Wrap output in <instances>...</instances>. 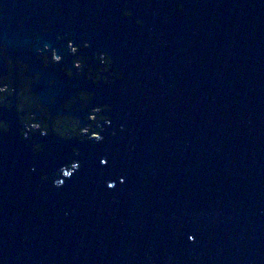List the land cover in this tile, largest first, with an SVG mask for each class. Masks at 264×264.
Returning a JSON list of instances; mask_svg holds the SVG:
<instances>
[{
	"label": "water",
	"instance_id": "1",
	"mask_svg": "<svg viewBox=\"0 0 264 264\" xmlns=\"http://www.w3.org/2000/svg\"><path fill=\"white\" fill-rule=\"evenodd\" d=\"M0 82V264H264V0H0Z\"/></svg>",
	"mask_w": 264,
	"mask_h": 264
},
{
	"label": "trees",
	"instance_id": "2",
	"mask_svg": "<svg viewBox=\"0 0 264 264\" xmlns=\"http://www.w3.org/2000/svg\"><path fill=\"white\" fill-rule=\"evenodd\" d=\"M18 101H19V111H21V110L26 111V115L21 117V121L23 122V126L26 127L29 124L33 123V120L36 119V116L32 113V111L37 110L38 108L35 106L32 99H30V101H26L24 96H21L20 98H18ZM3 102H4V96H0V103H3ZM97 112H98V110L92 115L93 116L92 120H88L86 118V120H87L86 126L87 127L85 125L84 126L79 125V123L75 119L67 118V119L55 120V125L53 126V130L56 133L60 134V136H62V137L65 133L68 132V133L74 134L78 137H84V136L88 135L89 139H93L94 137H92V134H96L95 132H96L97 127H98L99 117L97 116ZM41 123H42L41 119H40V123H38V124L34 123V125L36 127L35 128L31 127V130L33 133H35V131L37 130L43 134H46V132L49 130V128L45 124L42 125ZM76 165H77L76 163H72V165L70 167L73 168V167H76Z\"/></svg>",
	"mask_w": 264,
	"mask_h": 264
},
{
	"label": "flooded vegetation",
	"instance_id": "3",
	"mask_svg": "<svg viewBox=\"0 0 264 264\" xmlns=\"http://www.w3.org/2000/svg\"><path fill=\"white\" fill-rule=\"evenodd\" d=\"M10 93H14L12 87L7 85L6 83L4 84V83L0 82V96H4V95L10 94ZM4 99H5V97H4ZM3 103H0V104H3ZM31 125H32V123L29 124L28 126L31 127Z\"/></svg>",
	"mask_w": 264,
	"mask_h": 264
},
{
	"label": "rangeland",
	"instance_id": "4",
	"mask_svg": "<svg viewBox=\"0 0 264 264\" xmlns=\"http://www.w3.org/2000/svg\"><path fill=\"white\" fill-rule=\"evenodd\" d=\"M71 52H73V49H71ZM52 59H53L54 61H56V60H58L59 58L55 59L54 54H53V52H52ZM74 66H75V67H78V66H79V63H78V62H77V63H74ZM96 111H97V109L91 110V113L94 114ZM92 118H93V116H88V120H92ZM31 127L35 128L36 126H35L34 124H32ZM31 127H30V129H31ZM26 131H28V128H26ZM84 131H85V130H84ZM95 136H97V135L92 134V137H95Z\"/></svg>",
	"mask_w": 264,
	"mask_h": 264
},
{
	"label": "bare ground",
	"instance_id": "5",
	"mask_svg": "<svg viewBox=\"0 0 264 264\" xmlns=\"http://www.w3.org/2000/svg\"><path fill=\"white\" fill-rule=\"evenodd\" d=\"M44 50H47L46 48H44ZM57 61V60H56ZM88 129V128H87ZM81 130V129H80ZM82 131V130H81Z\"/></svg>",
	"mask_w": 264,
	"mask_h": 264
},
{
	"label": "snow or ice",
	"instance_id": "6",
	"mask_svg": "<svg viewBox=\"0 0 264 264\" xmlns=\"http://www.w3.org/2000/svg\"><path fill=\"white\" fill-rule=\"evenodd\" d=\"M101 163H103V161H101ZM110 187H111V185H110ZM191 239V238H190Z\"/></svg>",
	"mask_w": 264,
	"mask_h": 264
}]
</instances>
